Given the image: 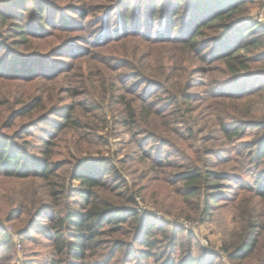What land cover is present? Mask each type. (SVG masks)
Instances as JSON below:
<instances>
[{
	"label": "trees",
	"instance_id": "16d2710c",
	"mask_svg": "<svg viewBox=\"0 0 264 264\" xmlns=\"http://www.w3.org/2000/svg\"><path fill=\"white\" fill-rule=\"evenodd\" d=\"M3 1L0 0V4ZM124 3L125 0H104V4L76 2L73 5L79 19L76 24H71V18H74L71 14L61 16L62 5L47 4L52 9L57 8L60 14L50 13V10L45 14V10L38 11L33 5L30 15L39 21L33 18L29 24L16 22L25 18L18 8L7 10L8 6L1 5L0 175L49 183L48 195L54 204L50 207L47 226L40 222L38 230L51 241L53 257L47 259V264H111L112 261L113 264H132L133 259H136L133 264H216L213 256L193 255V246L184 247L183 228L137 210L128 180L107 157L80 156L83 149L78 137L86 135L83 133L87 127L83 121L85 114L109 123V114L113 111L106 103L112 104L116 98L113 94L116 86L109 82L112 61L105 54L99 56L98 73L105 85L103 90L100 85L93 87V81L83 72L92 67L91 62L85 60L91 46L119 54H116L119 65L134 59V52L123 48L125 42L135 34L149 35L158 19V32L156 36L150 35L155 43L162 44V40L193 59L202 58L212 65L221 63L232 73L231 80L217 82L210 89L213 94L210 96L249 103L257 93L264 96V79L249 86L248 78L257 76L241 72L250 61L241 51L264 48V40L259 37L264 32L260 24L246 26L250 25L246 18L254 0H135L134 6L128 8H124ZM114 13L119 18L117 25L111 28ZM88 27L97 30L88 38H80L77 33L87 31ZM144 27L148 33L142 32ZM80 41L88 45L80 46ZM62 57L72 60L66 62ZM256 59L262 60V57L253 56L251 61ZM76 61L80 63L76 66L80 74L73 70ZM127 76H130L127 83L132 82L135 88L138 87L136 82L141 85L160 83L137 71L128 72ZM48 83L50 87H46ZM10 84L19 85L20 91L5 90L4 87ZM31 84L36 86L34 91L31 87L27 89ZM58 84L62 85L58 87ZM136 94L139 98L137 106L125 97L116 98L126 105V113L116 119L121 127L129 131L134 125L140 127L134 132V139L140 133L148 134L143 129L144 123L152 125L156 117H165L166 113L150 102L153 96L148 91ZM81 95H84L81 100L63 104L58 109L65 99H77ZM180 95L184 100L194 97L193 93L184 90ZM168 98L172 105L181 100L174 92H169ZM249 114L250 118L231 114L227 118L230 122H224L220 127L228 139L242 138L250 128L257 131L258 136L246 142L241 151L245 152L244 158L257 175L255 185H244V188L264 197V117L255 118L253 112ZM40 123L46 124L43 136H37L33 131ZM90 129L97 133L104 127ZM186 129L194 139V128L187 126ZM34 136L40 139L37 149L27 140ZM60 144H63L62 148ZM197 151L190 152L197 154ZM185 161L178 163L160 157L154 169L162 171L161 180L180 186L177 193L197 198L195 208L204 206L208 211L211 201L228 189L227 185L235 176L207 168L210 167L207 164L197 166L202 161L200 157L190 156ZM165 168H170L171 172H164ZM251 213L243 235L236 243L228 245L230 259L238 264H249L247 261L258 254L264 240V219L252 222ZM0 238L1 243H10L7 232H0ZM29 238L36 239L34 236ZM169 249L174 255L178 249L182 252L176 258H170ZM178 257H181L179 261Z\"/></svg>",
	"mask_w": 264,
	"mask_h": 264
},
{
	"label": "rangeland",
	"instance_id": "374dc122",
	"mask_svg": "<svg viewBox=\"0 0 264 264\" xmlns=\"http://www.w3.org/2000/svg\"><path fill=\"white\" fill-rule=\"evenodd\" d=\"M92 1L94 4H104V0H4L0 7L4 4L3 6H8L5 8L7 10L18 8L25 14V18L21 17L16 22L24 21L29 24L33 18L39 21L36 16L30 15L33 5L37 6L38 11L45 10V14L49 10L50 13H59L57 8L52 9L47 6L50 2L53 5H62L61 16L71 14L74 17L71 18V24H76L79 19L73 11V5L76 2L89 4ZM134 4L135 0H125L124 8L134 6ZM22 6L24 7L22 8ZM118 18V14L114 13L111 17L114 19L111 28L117 25ZM246 21L250 22V25L246 26H252L258 22L264 29V0H254V3L249 7ZM158 27L157 19L154 28L152 31L149 30L150 34L146 37L136 34L130 36L123 48L134 52V59L126 64L119 65L117 63L116 56L119 54L113 50L107 53L103 49L91 46L85 60H89L92 67L91 70L84 71L83 74L86 78H91L93 87L100 85L103 90L105 85L98 73L101 66L99 65V56L105 54L112 61L109 82L116 86L113 93L116 98L125 97L134 106H137L139 98L136 93L148 91L153 96L149 99L150 102L153 101L155 106L166 112L165 117H156L152 125L144 123L145 127H142L147 130L148 134L140 133L141 135L134 139L133 134L140 127L134 125L132 131H129L125 127H121V123L116 120L121 114L126 113L124 111L126 105L120 104L116 98L112 104L108 101L106 104L113 111V114L111 112L109 114V123L98 121L99 119L92 114H85L83 121L87 127L83 133L86 135L78 137L81 139L80 147L83 149L80 156L99 157L103 155L109 159L110 163H114L115 167L128 180L130 194L135 195L136 203L133 205L136 209L150 214L158 220L172 222L183 228L185 232L184 247L191 248L193 246V255L199 253L200 256L203 254L206 258L213 256L216 264H238L230 259L229 243L230 245L236 243L243 235V229L251 210L252 222H261L264 219V197L244 188V185L254 186L257 175L249 161L244 158L245 152H241L244 150L246 142L258 135L255 133L256 130L250 128L247 129V134L244 137L228 139L222 133L220 126L224 122H230L227 118L231 114L245 115L244 118H250L249 113L253 112L255 118L264 117V96L257 93L249 103L210 96L213 95L210 89L217 82L226 83L231 80L232 73L227 71L221 63L212 65L202 58L193 59L190 55L182 53L176 47L164 43L162 40H160L162 44L155 43L156 40H152L150 35L156 36ZM94 30L97 29L88 27L87 31H80L77 34L81 36L80 38H88L90 33L96 32ZM142 32L148 33L145 27ZM259 37L264 40V32ZM37 42L45 41L38 40ZM79 44L80 46L88 45L82 41ZM241 54L250 60L245 69L241 68V72H249L250 75L257 76L252 79L248 78L247 85L260 83L264 79V48L257 49L255 47L242 50ZM253 56H261L262 60L256 59L257 61L253 62L251 61ZM68 58L62 57L61 59L66 62L72 60ZM78 64L80 63L78 62L73 70L80 74L76 68ZM208 67L210 69L206 71ZM131 71L146 74L148 78H156L155 80H159L160 83L158 85L156 83L141 85V82H136L138 87L135 88L132 82L127 83L130 78L127 74ZM121 78L124 81H120ZM61 85L58 84V87ZM44 86L45 84L41 82V87ZM50 86V83L46 85V87ZM30 87L33 91L36 88L35 84H31L27 89ZM4 89L15 93L20 91V86L16 84L11 86L10 84ZM39 89L40 86L37 91ZM183 90L193 93V99H182L180 94ZM169 92L176 93L181 100L172 105L168 98ZM83 97L84 95L77 99H65L58 109L63 104L74 103L75 100H81ZM112 115L114 116L112 117ZM45 126L46 124L40 123L33 131L37 136H43ZM187 126L194 128L196 136L194 139L190 138ZM91 127H104V129L92 133ZM5 132L11 131L6 130ZM37 136L27 137V140L32 142L35 147L36 144H40V139ZM34 146L33 150H35ZM62 146L63 144L59 145L60 148ZM148 150L151 151L148 153L146 152ZM191 150L197 151V154L191 153ZM190 156L202 159L197 166L203 167L207 164L210 166L207 168L235 176L234 180L229 182L230 185H227L228 189L221 191L222 193L217 195L214 201H211V208L208 211L202 205L200 209L195 208L197 198L185 197L181 193H177L176 190L180 186L173 185L172 181L161 180L159 177L162 171L154 169L156 161L160 157L163 160L169 159L173 162L183 163ZM164 172L169 174L171 170L165 168ZM48 184L47 181L39 179L17 180L0 175V232L5 231L10 236L9 244L0 242V264H47V259L53 257L51 241L38 232L39 226H41L40 222L47 226L48 216L51 214L50 207L54 204L48 195L50 190ZM74 184L77 185L78 181H74ZM187 233H190V236ZM30 236H34L36 239L29 238ZM9 245L11 246L7 250ZM177 251L178 253L174 255L169 249L167 254L170 258H176L182 250L178 249ZM257 253L253 259L247 261L249 264H264V240ZM180 258H177L178 261ZM133 263H136V259H133Z\"/></svg>",
	"mask_w": 264,
	"mask_h": 264
}]
</instances>
